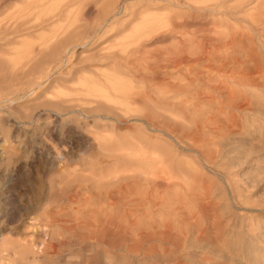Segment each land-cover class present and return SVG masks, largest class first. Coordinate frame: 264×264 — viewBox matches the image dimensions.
<instances>
[{
	"label": "rangeland",
	"instance_id": "rangeland-1",
	"mask_svg": "<svg viewBox=\"0 0 264 264\" xmlns=\"http://www.w3.org/2000/svg\"><path fill=\"white\" fill-rule=\"evenodd\" d=\"M0 264H264V0H0Z\"/></svg>",
	"mask_w": 264,
	"mask_h": 264
},
{
	"label": "bare ground",
	"instance_id": "bare-ground-1",
	"mask_svg": "<svg viewBox=\"0 0 264 264\" xmlns=\"http://www.w3.org/2000/svg\"><path fill=\"white\" fill-rule=\"evenodd\" d=\"M251 71H254V69L253 70L251 69ZM252 73L250 71L243 72L241 77H240L241 82H243V83L245 82L247 85H250L251 88L257 87V86L259 87V85H260V83H258L259 79H258V81L256 80V78H259V77L255 78L254 73L253 74ZM255 73H256V71H255ZM223 87H225V86H223ZM223 91H224V89H223ZM236 103H237L235 105V106H237L236 108H238L240 110H246V109L248 110V109H251V107H252V103H249L245 99H237Z\"/></svg>",
	"mask_w": 264,
	"mask_h": 264
}]
</instances>
